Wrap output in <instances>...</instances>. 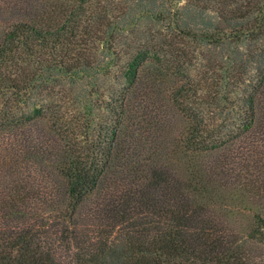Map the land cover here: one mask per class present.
<instances>
[{
  "label": "trees",
  "instance_id": "1",
  "mask_svg": "<svg viewBox=\"0 0 264 264\" xmlns=\"http://www.w3.org/2000/svg\"><path fill=\"white\" fill-rule=\"evenodd\" d=\"M0 264H264V0H0Z\"/></svg>",
  "mask_w": 264,
  "mask_h": 264
}]
</instances>
